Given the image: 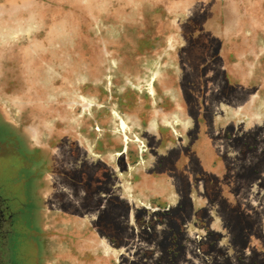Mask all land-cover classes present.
<instances>
[{
    "label": "rangeland",
    "instance_id": "374dc122",
    "mask_svg": "<svg viewBox=\"0 0 264 264\" xmlns=\"http://www.w3.org/2000/svg\"><path fill=\"white\" fill-rule=\"evenodd\" d=\"M0 199L9 264H264V0H0Z\"/></svg>",
    "mask_w": 264,
    "mask_h": 264
},
{
    "label": "flooded vegetation",
    "instance_id": "af4514ba",
    "mask_svg": "<svg viewBox=\"0 0 264 264\" xmlns=\"http://www.w3.org/2000/svg\"><path fill=\"white\" fill-rule=\"evenodd\" d=\"M14 223L19 228H22V221L17 214V206H15V209L8 208V206L3 203V200L0 199V239L4 240L6 238H9V236L13 232L12 228ZM23 237V242L27 241L26 239L31 238L26 231ZM19 241L21 242V239ZM3 242L4 241H0V264H9V260H7V258L5 257L6 246L5 242ZM37 255L38 254L36 253L34 256L35 260H37Z\"/></svg>",
    "mask_w": 264,
    "mask_h": 264
}]
</instances>
